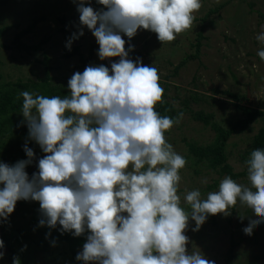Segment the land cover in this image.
I'll use <instances>...</instances> for the list:
<instances>
[{
    "label": "clouds",
    "instance_id": "clouds-1",
    "mask_svg": "<svg viewBox=\"0 0 264 264\" xmlns=\"http://www.w3.org/2000/svg\"><path fill=\"white\" fill-rule=\"evenodd\" d=\"M96 2L105 7L94 9L90 0L77 3L80 27L66 47L71 49L86 26L99 45L100 60L120 59L111 69L98 64L74 73L64 97L20 92L21 125L26 122L28 137L46 155L31 177L26 167L36 154L27 144L28 159L12 165L0 161V222L17 201L34 200L40 203L39 226L59 224L61 234L76 237L88 233L76 256L83 264H215L202 251L187 250L189 220L199 231L209 215H230L228 209L239 200L258 214L249 218L245 234L264 223V149H253L246 161L248 184L225 176L206 198L199 189L186 191V211L178 195L186 158L164 135L183 113L172 118L155 110L164 92L158 69L130 59L135 46L123 38L131 40L143 28L163 44L171 42L191 27L201 0ZM256 39L264 45V31ZM257 54L264 60V48ZM4 248L0 239V259ZM12 264H21L19 257Z\"/></svg>",
    "mask_w": 264,
    "mask_h": 264
},
{
    "label": "rangeland",
    "instance_id": "rangeland-1",
    "mask_svg": "<svg viewBox=\"0 0 264 264\" xmlns=\"http://www.w3.org/2000/svg\"><path fill=\"white\" fill-rule=\"evenodd\" d=\"M12 0L3 8H0V23L17 24L18 28L12 29L5 37V41L10 43L15 35L20 31L27 29L36 18L45 16V20L38 23L34 31L30 33L23 41L29 45L38 44L43 38L49 36L50 42L45 46V50L25 51L14 49L13 51L1 50L0 60V84L10 81H17L19 78L38 79L39 76L45 77L43 60L46 57L51 58V65L54 67L52 75L58 78L54 84L65 87L69 79L76 72H83L86 67L73 69L81 64L79 56L67 59L65 52H71L75 45H81L83 54L90 56L92 45L94 52L88 65L103 64L98 56L99 45L92 31L84 26V34L72 43L69 50L66 42L70 35L62 32L65 25L60 21L66 17L70 22L72 16L77 10L79 0ZM229 0H201V8L193 15L199 18L193 22L191 27L177 35L171 42H163L157 39V34L139 29L137 34L129 40L124 35L125 41L135 48L129 52V58L135 61L141 58L144 65L153 66L158 69L161 87L164 89L165 97L162 100H168L174 104L177 110L185 107L184 101L190 100L191 108L194 111H204L214 113L216 122L222 124L225 128L230 127L231 123L237 122L243 118V114L233 104L235 100L224 94L215 93V89L230 90L235 94L245 95L249 92V100L243 101V104L251 103L253 107L264 110V60L258 56V50L264 48L256 36L264 28V0H235L218 14L212 15L206 23L200 19L213 8L228 2ZM254 2V10L248 5ZM94 9L99 10L105 6L97 4L96 0H90ZM260 12L263 14L261 15ZM1 26V24H0ZM72 31L78 32L79 20L71 24ZM204 29L205 39L201 47L200 60L190 61L186 66L181 67L178 74L172 76L175 69L184 60L187 55L196 52L199 32ZM128 45L125 44L126 50ZM117 57L113 61H118ZM40 61V63H39ZM109 61V68L111 69ZM34 71L35 73H32ZM237 76V81L233 77ZM167 76L169 79H167ZM168 86V89H167ZM192 92H199L203 98L196 102L191 98ZM159 106V103L155 105ZM189 110L183 112V117L172 126L164 135L168 143L173 145L176 152L186 158L185 166L180 170L181 180L179 182L178 195L181 196V206L186 211H190V205L184 201V193L194 189H199L202 198L207 197V193L218 191L219 183L224 178L217 173L212 172L203 164L198 169L202 174L197 177L192 168L193 157L189 153L187 142L195 141L199 144H210L215 139V131L211 126H207L203 121L192 117ZM19 119L24 120L23 115ZM264 126V120L253 124L252 130L244 135H237L231 140L233 146H229L230 161L235 167L236 172H242L247 167L246 161L243 163L242 156L246 148L250 145L252 137ZM29 140V139H28ZM36 143L35 141H33ZM27 146H33L36 154L33 162L26 167L29 176L38 171L39 159L45 156L38 144L32 145L25 142ZM41 155H43L41 157ZM218 180V186L209 189ZM242 184H248L247 179H242ZM245 180H247L245 182ZM40 203L38 201H17L15 210L7 220L0 224V238L4 233L14 239L18 254H23L31 264H83L76 258L71 259L68 238L87 239L88 233L76 237L71 233L61 234L64 240L60 241L56 233H61L59 224L57 228L50 229L47 225L39 226V220L42 218L40 213ZM251 208L237 200L234 207L228 211L230 215L224 214L209 215L207 221L201 226L199 231H193L195 221L189 220V227L185 234L189 237L187 250L189 252L202 251L203 254L215 264H226L224 256L230 247L231 235L235 233V238L240 241L236 248L235 262H245L246 256L251 249L257 253L264 248V223L254 226L251 234H246L242 240L241 234H244L243 228L248 224L249 218L257 216V213L248 214L246 211ZM243 216V219L241 217ZM216 220V224H214ZM49 238L55 239V246L48 248ZM53 241V240H52ZM51 241V242H52ZM27 245L25 250L24 246ZM83 246L79 248L82 250ZM61 251L62 256H60ZM31 258V259H28ZM33 258V259H32ZM0 264H10L7 257L0 259ZM259 264H264V261Z\"/></svg>",
    "mask_w": 264,
    "mask_h": 264
},
{
    "label": "trees",
    "instance_id": "trees-1",
    "mask_svg": "<svg viewBox=\"0 0 264 264\" xmlns=\"http://www.w3.org/2000/svg\"><path fill=\"white\" fill-rule=\"evenodd\" d=\"M10 1L12 0H0V8L7 6ZM233 1L235 0H229L224 4H221L218 7L211 9L206 14V16H204L200 20L206 23L212 15L220 13L222 9H224L227 5H229ZM240 1H247V0H240ZM26 2L30 4L31 0H28ZM248 5L252 8L253 11L255 3L249 2ZM260 14L263 15L261 12ZM44 20H45V16H43L42 18L34 19V22L31 25H29L27 29H24L19 33H17L14 39L10 43H8L5 41V37L12 29L18 28L19 25L18 23L7 24L3 19V21L0 23L1 24L0 56L2 49H4L7 52L9 51L11 52L14 49L25 50L28 52L29 51L39 52L45 50V46L51 40L49 36L43 38L38 44L35 45H29L23 41L25 37L30 35L32 31H34L37 24ZM78 20H79V13L77 10L72 16L70 22H68L66 17L61 18L60 21L65 25V27H63L61 31L69 33L71 37V35L74 33L72 31L71 24H75ZM198 20L199 18L195 17L193 22H196ZM204 39H205L204 29H201V31L199 32L197 43L195 44L196 52L187 55L184 58V60H182V62L179 64V66L176 67L172 76L177 75L179 69L181 67L186 66L188 62L200 60L201 47L203 45ZM74 42H76V40ZM94 47H96V45H92L91 54L87 58L82 52L81 45H75L71 52H65L64 57L70 59L72 57L79 56L81 64L73 68L76 71V69L89 66L88 63L92 59ZM116 58L117 57L107 58L104 60L103 64L109 67V61H113ZM0 63L4 64V61L0 60ZM42 63L44 65V70H45L44 78L40 76L38 79L19 78L17 81H10L8 83L0 84V161L7 163L9 165L15 164L17 161L22 159H28L26 152L24 151L25 142H29L32 145L37 144L34 143L33 140H31L28 137V127L26 122L23 125H21V120L19 119V115H23L22 114L23 97L19 95L20 92L29 91L30 93H37L49 97L54 95L61 97L70 95L71 90L67 86L61 87L54 84V82L58 78L52 75V71L54 67L51 65V58L46 57ZM32 73L35 72L32 71ZM36 73L34 75H36ZM169 77L171 76H167V79H169ZM233 77L237 81V76L234 73H233ZM159 83L161 85L160 80ZM249 92H247L245 95H240V94H235L230 90H221L219 88L215 89V93L217 94H224L226 96L232 97L235 100L233 104L238 110L242 112L244 116L243 118L239 119L237 122L231 123L230 127L228 128H225L224 126H222V124L214 121L215 120L214 113H206L204 111H194L191 108L190 100L188 99L184 101L185 107L180 110H177L174 104L168 100H164V101L161 100L160 102H158L159 106L156 107L154 106L155 110L158 111L161 115L169 116L172 118H175L178 113L181 112L183 113L185 110H189L193 114L192 117L194 119L203 121L207 126H211V128L215 131L216 134L215 139L210 144H199L198 142L195 141L187 142L189 153L193 157L192 168H195L194 173L197 177H199L202 174V170L198 169V167H201L203 164H205L208 167V169H210L212 172L217 173L221 177L231 176L235 181L241 184L242 181H244L242 179L248 180L247 167L244 168L242 172L235 171V167L230 161V153L228 151V148L229 146L231 147L234 145L233 143L231 144V140L234 138V136L244 135L248 131L252 130L253 124L257 123L260 120H264L263 109L253 107L252 105H250L251 103L243 104V101L249 100ZM164 97L165 94H163L162 98ZM191 98L196 102H200L203 99L199 94V92H192ZM28 147H31L34 150L33 146H28ZM256 148L264 149V126L261 127L259 131L252 137L250 145L246 148V151L242 156L243 163L247 161L251 151ZM39 149L41 150V148ZM42 156L43 155H41V157ZM34 159L36 158L34 157ZM247 180H245V182ZM218 183L219 181L216 180L215 184L210 186L209 189L218 186ZM247 183H249V181ZM246 212L249 215L252 214V210H247ZM213 222L214 224H216V220H214ZM1 223L2 222H0V224ZM55 235L58 236V238L60 236L59 238L60 241L64 240V238L61 237L62 236L61 233H56L54 234V236ZM235 235H236L235 233L231 235L230 247L228 248L226 255L224 256L226 264H241V261L239 260L237 262L234 261L236 256H238L236 254V248L240 244V241H237ZM245 235H246L245 233L244 234L242 233L240 238L243 240ZM65 237H66L65 239L69 241L68 245L71 254V259L73 257L76 258L77 254L81 251L79 250V248H81L84 245L86 239H79V238L71 239L68 238V236ZM58 238H53V239L49 238L48 248H52L53 243L51 241L52 240L55 241V239ZM0 239H3L5 242V248L3 249V251H5V257L9 259L10 264H12L14 257H19L21 264H31V262L28 261L23 254L17 253L15 243L13 242L14 241L13 237L10 238L7 235V233H4ZM59 253L60 256H62L61 251H59ZM263 261H264V248H262L259 253H257L255 249H251L249 255L246 256L245 262L242 264H259L262 263Z\"/></svg>",
    "mask_w": 264,
    "mask_h": 264
}]
</instances>
